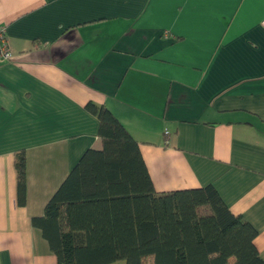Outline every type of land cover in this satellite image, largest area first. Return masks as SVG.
Returning <instances> with one entry per match:
<instances>
[{
	"label": "crops",
	"instance_id": "1",
	"mask_svg": "<svg viewBox=\"0 0 264 264\" xmlns=\"http://www.w3.org/2000/svg\"><path fill=\"white\" fill-rule=\"evenodd\" d=\"M264 0H0V264H57L31 224L106 107L157 193L212 186L264 261ZM26 156V205L14 156Z\"/></svg>",
	"mask_w": 264,
	"mask_h": 264
},
{
	"label": "trees",
	"instance_id": "2",
	"mask_svg": "<svg viewBox=\"0 0 264 264\" xmlns=\"http://www.w3.org/2000/svg\"><path fill=\"white\" fill-rule=\"evenodd\" d=\"M101 148L88 149L31 219L57 264H264L256 229L233 214L216 189L157 193L140 145L104 106ZM16 197L26 205V156H14Z\"/></svg>",
	"mask_w": 264,
	"mask_h": 264
},
{
	"label": "built area",
	"instance_id": "3",
	"mask_svg": "<svg viewBox=\"0 0 264 264\" xmlns=\"http://www.w3.org/2000/svg\"><path fill=\"white\" fill-rule=\"evenodd\" d=\"M261 26L264 28V19L261 22ZM11 57L12 53L6 38L5 29L0 27V60L9 61Z\"/></svg>",
	"mask_w": 264,
	"mask_h": 264
},
{
	"label": "rangeland",
	"instance_id": "4",
	"mask_svg": "<svg viewBox=\"0 0 264 264\" xmlns=\"http://www.w3.org/2000/svg\"><path fill=\"white\" fill-rule=\"evenodd\" d=\"M116 264H122V262L121 261H118Z\"/></svg>",
	"mask_w": 264,
	"mask_h": 264
}]
</instances>
